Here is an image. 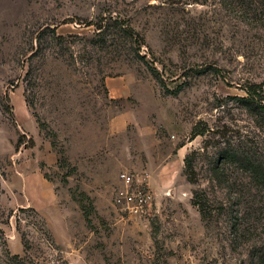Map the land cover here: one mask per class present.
I'll use <instances>...</instances> for the list:
<instances>
[{"label":"rangeland","instance_id":"rangeland-1","mask_svg":"<svg viewBox=\"0 0 264 264\" xmlns=\"http://www.w3.org/2000/svg\"><path fill=\"white\" fill-rule=\"evenodd\" d=\"M248 86L264 105V0H0V264H264ZM123 172L140 218L112 206Z\"/></svg>","mask_w":264,"mask_h":264},{"label":"trees","instance_id":"trees-1","mask_svg":"<svg viewBox=\"0 0 264 264\" xmlns=\"http://www.w3.org/2000/svg\"><path fill=\"white\" fill-rule=\"evenodd\" d=\"M87 26H90L87 25ZM100 27L98 26H95L94 30L95 31H98L97 34L100 33ZM243 92H244V97L243 98H239L238 101L243 103V105H245V107H247L248 109H257V110H260V111H264V105L261 104V102L263 101V97L260 96L256 91H255V87L254 86H248L247 88H244L243 89ZM197 131V128L196 126L193 127L192 129V134L193 135H197L201 132H196ZM20 142H18L17 144H19ZM32 142L30 141V144ZM223 159H226L227 161H233V162H236L241 169L243 170H251L253 171L255 168H258L257 165H255L254 163V160H252V158L248 157L246 154H242V153H239L237 151L233 152L231 155L228 154L226 155ZM184 162L186 164V158L184 159ZM186 180L187 182L189 183H193V174H192V170H190V167H186ZM75 173V169L73 167H69V170L68 172L66 173V176L65 177H69L70 175L74 174ZM68 193H69V196H70V200L74 203H77L78 204V207H79V210L81 211L82 213V217L85 221V223L87 225H89V221H88V217H87V214L84 210V207L82 206L81 204V201H79L77 198H81V199H85V200H88V198L85 196V194L83 192H79L78 195H77V198L76 196H74L73 192L71 190H68ZM192 200H191V205L196 207L199 211V214H201V208H200V205H199V202L197 201V194L196 193H192Z\"/></svg>","mask_w":264,"mask_h":264},{"label":"built area","instance_id":"built-area-1","mask_svg":"<svg viewBox=\"0 0 264 264\" xmlns=\"http://www.w3.org/2000/svg\"><path fill=\"white\" fill-rule=\"evenodd\" d=\"M118 186L112 193V206L129 219L140 218L149 208L151 195L127 172L117 177Z\"/></svg>","mask_w":264,"mask_h":264},{"label":"crops","instance_id":"crops-1","mask_svg":"<svg viewBox=\"0 0 264 264\" xmlns=\"http://www.w3.org/2000/svg\"><path fill=\"white\" fill-rule=\"evenodd\" d=\"M120 80L112 79L109 82H104L108 96L112 99L114 98H121L124 94V91L127 90V82H118ZM124 84V85H123ZM111 93L114 94V96H111ZM42 182V181H41Z\"/></svg>","mask_w":264,"mask_h":264}]
</instances>
